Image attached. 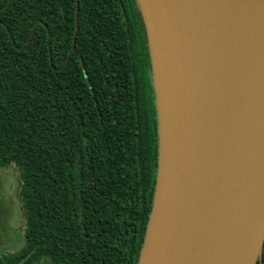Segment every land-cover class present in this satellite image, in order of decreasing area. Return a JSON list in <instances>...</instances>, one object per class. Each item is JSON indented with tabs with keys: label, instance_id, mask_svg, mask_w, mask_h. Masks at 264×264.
Returning <instances> with one entry per match:
<instances>
[{
	"label": "trees",
	"instance_id": "16d2710c",
	"mask_svg": "<svg viewBox=\"0 0 264 264\" xmlns=\"http://www.w3.org/2000/svg\"><path fill=\"white\" fill-rule=\"evenodd\" d=\"M156 126L135 0H0V168L24 228L0 264H136Z\"/></svg>",
	"mask_w": 264,
	"mask_h": 264
},
{
	"label": "water",
	"instance_id": "95a60500",
	"mask_svg": "<svg viewBox=\"0 0 264 264\" xmlns=\"http://www.w3.org/2000/svg\"><path fill=\"white\" fill-rule=\"evenodd\" d=\"M157 167L136 264H256L264 242V0H135Z\"/></svg>",
	"mask_w": 264,
	"mask_h": 264
},
{
	"label": "rangeland",
	"instance_id": "374dc122",
	"mask_svg": "<svg viewBox=\"0 0 264 264\" xmlns=\"http://www.w3.org/2000/svg\"><path fill=\"white\" fill-rule=\"evenodd\" d=\"M0 255L19 249L24 244L20 202L17 196L18 179L11 169L0 171ZM36 264H48L43 259Z\"/></svg>",
	"mask_w": 264,
	"mask_h": 264
},
{
	"label": "flooded vegetation",
	"instance_id": "af4514ba",
	"mask_svg": "<svg viewBox=\"0 0 264 264\" xmlns=\"http://www.w3.org/2000/svg\"><path fill=\"white\" fill-rule=\"evenodd\" d=\"M2 170L4 171V169H1V168H0V171H2ZM0 185H1V184H0ZM0 188H1V186H0ZM1 196H2V195H1V192H0V198H2Z\"/></svg>",
	"mask_w": 264,
	"mask_h": 264
}]
</instances>
